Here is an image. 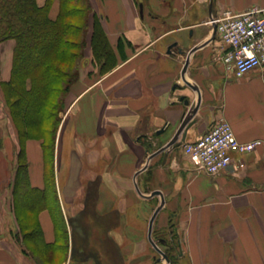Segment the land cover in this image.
Wrapping results in <instances>:
<instances>
[{"label": "crops", "instance_id": "obj_1", "mask_svg": "<svg viewBox=\"0 0 264 264\" xmlns=\"http://www.w3.org/2000/svg\"><path fill=\"white\" fill-rule=\"evenodd\" d=\"M35 1L44 7L48 0ZM91 3L118 64L98 74L87 47L61 113L53 164L62 231L51 207L37 213L46 256L26 247L19 228L13 193L20 145L0 87V264H156L149 222L162 202L152 238L173 223L178 264H264V145L237 156L245 168L234 163L215 176L199 172L184 148L221 119L240 142L264 139V66L236 78L221 60L227 47L220 37L203 45L212 18L264 9V0ZM59 12L54 0L49 17ZM0 48L1 83L11 78L15 41ZM196 108L181 145L161 151ZM24 155L31 187L45 189L42 141L27 140Z\"/></svg>", "mask_w": 264, "mask_h": 264}, {"label": "trees", "instance_id": "obj_2", "mask_svg": "<svg viewBox=\"0 0 264 264\" xmlns=\"http://www.w3.org/2000/svg\"><path fill=\"white\" fill-rule=\"evenodd\" d=\"M53 2L48 0L44 7H40L35 0H0V43L15 41L11 78L0 83L20 145L17 161L21 166L14 177V203L26 247L33 245L35 253L42 255L45 252L48 255L50 251L37 222L39 210L51 207L59 231H62L56 214L60 213V208L56 204L54 150L62 123L61 113L67 108V96L80 77L78 63L85 60L86 48L90 47L92 60L99 68L98 74L106 75L118 64L116 52L106 36L103 18L94 11L91 0H59L60 12L56 20H52L48 13ZM75 8L84 16L79 42L71 37L75 28L70 23L76 24ZM68 64L73 65V71H65ZM59 82L63 87L59 101L52 104L54 114L48 136L44 110L48 105L50 107ZM29 139L42 141L47 165L43 190L32 188L29 182L24 155V146ZM170 227V235L156 233L154 239L165 240L161 243L162 250L171 264H178L181 254L179 239L173 223Z\"/></svg>", "mask_w": 264, "mask_h": 264}, {"label": "built area", "instance_id": "obj_3", "mask_svg": "<svg viewBox=\"0 0 264 264\" xmlns=\"http://www.w3.org/2000/svg\"><path fill=\"white\" fill-rule=\"evenodd\" d=\"M218 36L227 47L221 60L227 72L241 78L264 66V9L254 8L242 14L224 12L212 18ZM264 145V139L238 141L231 124L219 120L207 133L193 143L184 145L185 153L193 158L197 170L210 176L226 171L232 164L245 168L237 156L252 153Z\"/></svg>", "mask_w": 264, "mask_h": 264}, {"label": "water", "instance_id": "obj_4", "mask_svg": "<svg viewBox=\"0 0 264 264\" xmlns=\"http://www.w3.org/2000/svg\"><path fill=\"white\" fill-rule=\"evenodd\" d=\"M212 1L213 0H211V5H212ZM212 31H213V34H212L211 38L208 40V42H206L203 45L208 44L210 41H212V40H214L216 38V36H217L216 25H213V30ZM172 47L173 46H171L169 48V52H171ZM197 49L198 48H194L192 50V52L196 51ZM188 66H189V59L186 61L185 66H184L183 71H182V76H183L184 80H185V74H186V71H187L186 69L188 68ZM186 83L191 88H193L195 90H198L197 87L196 88L192 87L191 84L188 83L187 81H186ZM199 99H200V97H199ZM197 110H198V108L194 109L192 112L189 113V115L184 120H182L183 122L181 123V125H180L179 129L177 130V132H175V136L172 138V140H170V142L168 144H166V146L162 147L161 151H163V150H165L167 148H170V147H178L179 145H181L180 142H179V138H180L181 135H183V137H185L187 135V130L192 125L190 123V119H191L192 115L197 112ZM154 195H160V192H155ZM162 205H163V202H162ZM162 205L158 209H156V211L154 212V214H153V216H152V218H151V220L149 222L150 223L149 224V240H150L151 244L153 245V247L155 248V250L161 255V258L157 259V261L160 263V262H163L165 260L167 263H170V261L167 258L166 253L161 250V248L159 247L158 243L156 241H154L153 238H152L154 221H155L156 216L159 213ZM159 242L160 243H164L165 240L161 239V240H159Z\"/></svg>", "mask_w": 264, "mask_h": 264}, {"label": "rangeland", "instance_id": "obj_5", "mask_svg": "<svg viewBox=\"0 0 264 264\" xmlns=\"http://www.w3.org/2000/svg\"><path fill=\"white\" fill-rule=\"evenodd\" d=\"M75 12H76V24L74 25L72 22L70 23L71 24V26L73 27V28H75V29H73L72 31H71V37H73V40H76L77 42H79L80 41V38H81V32H80V30L79 29H81L82 28V26H83V23H84V16H83V13L81 12V10H79L78 8H75ZM75 26H77V27H75ZM189 34L191 35V32H189ZM1 44V43H0ZM89 46V45H88ZM1 49V48H0ZM73 52H76L75 50H73ZM87 59H85V60H83V61H81V62H79L78 63V68L80 69L81 68V66H83V64H84V61H86ZM65 71L66 72H70V71H73L74 70V68H73V65L72 64H68V65H65ZM98 69V73H99V68H97ZM80 77H81V73H80ZM80 77H79V79H78V81H80ZM61 87H63V83L62 82H59L57 85H56V87H55V92L53 93V95H52V97H51V105H50V107H49V105H48V108H47V110H44V114H45V122L46 123H48V131H47V135L48 136H50L49 135V130H51V125H52V116H53V114H54V109H53V107H52V104L54 103V104H56L58 101H59V99H60V90L62 89ZM2 91V90H1ZM2 95H3V92H2ZM69 95L67 96V99H66V104L68 103V99H69ZM3 98H4V95H3ZM5 122V121H4ZM12 125H13V129L14 130H16L15 129V126H14V124L12 123ZM1 128H3V129H5L6 130V126H5V123H3V125L1 124ZM7 131V130H6ZM5 131V132H6ZM167 231V234H164V235H170L169 234V232H171V227H169L168 229H166ZM165 233V232H164ZM159 234H161V233H158V235ZM156 240V239H155ZM32 247H33V245H31ZM34 249V248H33ZM154 252V251H153ZM34 254H35V256H37V257H39L38 256V254L37 253H35V252H33ZM47 254V252H45V254L44 255H46ZM155 254H156V256L157 257H161L157 252H155ZM44 258H45V256H44ZM42 262V264H47V263H45L44 261H41Z\"/></svg>", "mask_w": 264, "mask_h": 264}]
</instances>
